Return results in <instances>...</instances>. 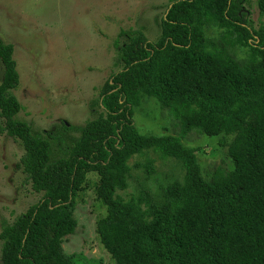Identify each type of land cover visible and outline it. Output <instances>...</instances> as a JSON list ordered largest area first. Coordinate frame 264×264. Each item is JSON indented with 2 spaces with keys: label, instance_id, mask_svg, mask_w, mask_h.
<instances>
[{
  "label": "trees",
  "instance_id": "obj_1",
  "mask_svg": "<svg viewBox=\"0 0 264 264\" xmlns=\"http://www.w3.org/2000/svg\"><path fill=\"white\" fill-rule=\"evenodd\" d=\"M245 3L171 0L156 41L122 30L123 67L100 92L105 114L86 123L57 160L50 141L17 118L15 49L0 42V133L21 141L23 169L43 194L2 226V264H75L63 244L76 230L75 200L93 172L107 209L97 230L115 264H264V24L251 26ZM260 7L263 13L264 0ZM145 97L169 109L180 134L139 131L135 109ZM192 131L221 136L233 167L223 162L206 179L198 150L183 141ZM149 152L179 161L183 179L165 187L159 203L147 190L125 199L118 192L128 187L131 160ZM141 166L155 171L150 157Z\"/></svg>",
  "mask_w": 264,
  "mask_h": 264
},
{
  "label": "rangeland",
  "instance_id": "obj_2",
  "mask_svg": "<svg viewBox=\"0 0 264 264\" xmlns=\"http://www.w3.org/2000/svg\"><path fill=\"white\" fill-rule=\"evenodd\" d=\"M171 0H0V42L14 46L20 84L13 90L22 105L17 115L32 131L50 141L51 159L66 156L81 129L105 111L100 92L107 80L123 67L116 41L122 30H140L152 41L161 35V22ZM251 26L264 24L260 0H246ZM218 37L217 31L210 33ZM122 44V43H121ZM239 58L246 48H238ZM2 68L0 65V82ZM134 120L143 134H180V122L155 97H145L136 107ZM221 136L190 132L184 143L197 149L203 176L210 179L221 163L233 167ZM25 153L20 140L0 133V232L6 223L37 203L36 192L22 165ZM147 157L155 171L147 173ZM137 163H142L136 166ZM128 187L118 194L125 199L147 190L159 203L163 189L183 179V167L175 159L154 152L134 157ZM100 177L89 173L75 200L77 227L63 246L75 264H115L101 242L97 224L107 209L97 195ZM2 241L0 240V264Z\"/></svg>",
  "mask_w": 264,
  "mask_h": 264
}]
</instances>
